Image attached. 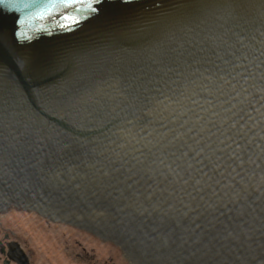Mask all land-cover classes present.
<instances>
[{
  "label": "water",
  "instance_id": "obj_1",
  "mask_svg": "<svg viewBox=\"0 0 264 264\" xmlns=\"http://www.w3.org/2000/svg\"><path fill=\"white\" fill-rule=\"evenodd\" d=\"M94 7L0 0V197L131 264H264V0Z\"/></svg>",
  "mask_w": 264,
  "mask_h": 264
},
{
  "label": "flooded vegetation",
  "instance_id": "obj_2",
  "mask_svg": "<svg viewBox=\"0 0 264 264\" xmlns=\"http://www.w3.org/2000/svg\"><path fill=\"white\" fill-rule=\"evenodd\" d=\"M7 200L8 203L13 201V204L0 206V264H123L119 257L114 259L117 263L112 261V256L107 259L99 249L104 239L87 228L28 212L16 206V199ZM9 206H12L13 213L8 210L3 212ZM32 215L35 217L28 218ZM86 235L93 237L91 240L95 243H87Z\"/></svg>",
  "mask_w": 264,
  "mask_h": 264
},
{
  "label": "snow or ice",
  "instance_id": "obj_3",
  "mask_svg": "<svg viewBox=\"0 0 264 264\" xmlns=\"http://www.w3.org/2000/svg\"><path fill=\"white\" fill-rule=\"evenodd\" d=\"M97 0H48V3L51 6H55L59 4L63 6L65 9L74 8L75 12L79 15L76 16L73 22L78 21L79 18L83 17L86 18L88 15H91L93 12L96 11L94 4ZM39 16L40 14L37 13ZM64 19H73V15L65 14ZM23 21H18V23H22Z\"/></svg>",
  "mask_w": 264,
  "mask_h": 264
},
{
  "label": "rangeland",
  "instance_id": "obj_4",
  "mask_svg": "<svg viewBox=\"0 0 264 264\" xmlns=\"http://www.w3.org/2000/svg\"><path fill=\"white\" fill-rule=\"evenodd\" d=\"M10 203L11 204H13V201H9V203H8V200H6V202H5V204L6 205H10ZM16 204V203H15ZM18 204V203H17ZM16 204V206H20V208H23L20 204H18L17 205ZM6 205H5V207H6ZM1 207L3 208L4 206H3V204L1 205ZM12 206H9V208L8 209H5V210H3V212H5V211H11L10 213H13V211H12ZM19 209V208H18ZM23 209H25V208H23ZM26 211H28V212H36V213H39V212H37V211H35V210H33V209H26ZM39 214H41V213H39ZM44 216V215H43ZM29 217H35L34 215H32V216H28V218ZM50 229H53V230H57V231H61L60 229H58V228H55V227H49ZM99 237V236H98ZM91 239H93V237H87V235L85 236V240H86V242L87 243H89V244H94L95 242H94V240H91ZM101 239V238H100ZM100 246H99V249L101 250V251H103L104 252V254H105V256H106V258L107 257H113V260L112 261H115L116 262V260H114L115 258L117 259L118 257V260H120V261H123V264H126L127 262L129 263V261H127V260H125V258L124 257H122L123 255V252H122V250H120L119 249V247H118V245L116 244V243H114V242H112V241H110V240H104V242H101L100 244H99ZM114 246H116V247H114ZM103 249V250H102ZM119 253V255L117 256V255H114V253ZM112 254V255H111ZM111 257V258H112ZM108 259V258H107ZM117 263V262H116ZM118 264V263H117ZM130 264V263H129Z\"/></svg>",
  "mask_w": 264,
  "mask_h": 264
},
{
  "label": "bare ground",
  "instance_id": "obj_5",
  "mask_svg": "<svg viewBox=\"0 0 264 264\" xmlns=\"http://www.w3.org/2000/svg\"><path fill=\"white\" fill-rule=\"evenodd\" d=\"M6 200L7 199H4V198H2V197H0V206L3 204V206H5L6 204H5V202H6ZM21 205V204H20ZM23 208H25V209H30V208H28V207H25V206H23V205H21ZM38 212V211H37ZM53 220H55V219H53ZM94 234H96V233H94ZM96 235H98V234H96ZM99 237H101V238H103V239H107V238H104V237H102V236H100V235H98ZM107 240H109V239H107ZM119 246V245H118ZM121 249V248H120ZM122 250V249H121ZM122 252H123V255H124V257L127 259V257H126V255H125V253H124V251L122 250ZM128 260V259H127ZM129 261V260H128ZM130 263V262H129ZM131 264V263H130Z\"/></svg>",
  "mask_w": 264,
  "mask_h": 264
}]
</instances>
